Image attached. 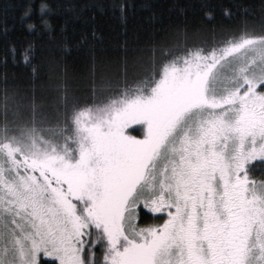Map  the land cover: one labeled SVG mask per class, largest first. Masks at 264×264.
<instances>
[{
	"label": "snow or ice",
	"instance_id": "1",
	"mask_svg": "<svg viewBox=\"0 0 264 264\" xmlns=\"http://www.w3.org/2000/svg\"><path fill=\"white\" fill-rule=\"evenodd\" d=\"M150 47L47 135L5 90L0 264H264V22Z\"/></svg>",
	"mask_w": 264,
	"mask_h": 264
},
{
	"label": "trees",
	"instance_id": "2",
	"mask_svg": "<svg viewBox=\"0 0 264 264\" xmlns=\"http://www.w3.org/2000/svg\"><path fill=\"white\" fill-rule=\"evenodd\" d=\"M43 2L50 7L41 13V0H0V103L6 89L14 91L20 118L30 121L35 112L46 134L66 115V103L87 106L84 101L92 103L101 85L110 86L122 58L138 63L152 45L218 44L264 22L262 0ZM26 48L27 63L21 60Z\"/></svg>",
	"mask_w": 264,
	"mask_h": 264
},
{
	"label": "rangeland",
	"instance_id": "3",
	"mask_svg": "<svg viewBox=\"0 0 264 264\" xmlns=\"http://www.w3.org/2000/svg\"><path fill=\"white\" fill-rule=\"evenodd\" d=\"M45 135H47L46 133H44Z\"/></svg>",
	"mask_w": 264,
	"mask_h": 264
}]
</instances>
